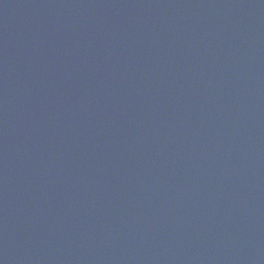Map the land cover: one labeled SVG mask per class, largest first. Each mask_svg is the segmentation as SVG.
<instances>
[{
    "label": "water",
    "instance_id": "95a60500",
    "mask_svg": "<svg viewBox=\"0 0 264 264\" xmlns=\"http://www.w3.org/2000/svg\"><path fill=\"white\" fill-rule=\"evenodd\" d=\"M0 264H264V0H0Z\"/></svg>",
    "mask_w": 264,
    "mask_h": 264
}]
</instances>
